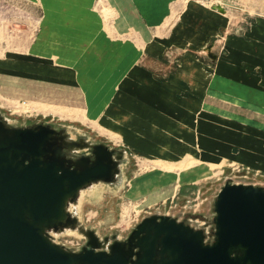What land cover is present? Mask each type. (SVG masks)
<instances>
[{"label": "crops", "instance_id": "crops-1", "mask_svg": "<svg viewBox=\"0 0 264 264\" xmlns=\"http://www.w3.org/2000/svg\"><path fill=\"white\" fill-rule=\"evenodd\" d=\"M113 1L119 37L91 6L73 22L69 3L44 0L67 7L45 10L37 40L14 48L39 56L16 51L0 62L15 78L11 92L80 106L150 159L232 156L264 167V19L225 22L195 0Z\"/></svg>", "mask_w": 264, "mask_h": 264}, {"label": "water", "instance_id": "water-1", "mask_svg": "<svg viewBox=\"0 0 264 264\" xmlns=\"http://www.w3.org/2000/svg\"><path fill=\"white\" fill-rule=\"evenodd\" d=\"M125 153L49 124L14 126L0 114V264H264V186L252 183L222 185L213 232L153 214L127 239L88 230L79 251L56 242L52 230L74 225L69 204L93 183L112 182Z\"/></svg>", "mask_w": 264, "mask_h": 264}, {"label": "rangeland", "instance_id": "rangeland-1", "mask_svg": "<svg viewBox=\"0 0 264 264\" xmlns=\"http://www.w3.org/2000/svg\"><path fill=\"white\" fill-rule=\"evenodd\" d=\"M89 1L74 0L71 3L64 0L66 4L69 3L68 12L75 14L73 22L77 18L83 21V12L91 6V12L100 18L102 27H106L112 36L119 37L115 24L119 6L113 0H91V5ZM195 1L202 3L207 9L221 4L226 13L225 22L228 18L231 21L264 19V0ZM65 3L0 0V62L4 64L8 54L16 51L39 56L31 51L24 53L22 48H14L23 47L26 42L29 44L35 34L37 40L43 30L45 10H52L56 6L67 7ZM217 10L220 11L218 8ZM131 27L134 26H128ZM53 59H56L55 55ZM1 68L0 114L11 125L33 126L44 123L58 130L63 129L68 137L85 138L91 144L102 143L117 151L128 146L119 135L99 126L80 106L42 98L37 89L32 92H11V87L15 86V78L10 72H4L11 69ZM256 152L259 154L260 151ZM86 154L89 155V152L86 151ZM261 161L264 165V156ZM227 181L264 186V167L249 162V159L239 161L232 156L215 158L209 162L185 157L181 161L169 163L141 156L129 146L127 153L117 162L115 179L112 182H96L85 188L83 198H78L74 203L77 205L71 207L70 211L76 218L73 219L74 225H67L51 233L55 235L53 239L56 242L79 251L88 241L86 231L92 230L99 238L109 242H113L114 236L127 239L144 217L153 214L186 219L197 227L205 224L213 232L214 200ZM97 187L100 189L95 192Z\"/></svg>", "mask_w": 264, "mask_h": 264}, {"label": "bare ground", "instance_id": "bare-ground-1", "mask_svg": "<svg viewBox=\"0 0 264 264\" xmlns=\"http://www.w3.org/2000/svg\"><path fill=\"white\" fill-rule=\"evenodd\" d=\"M216 10H217V8H216ZM99 83H100V82H99ZM99 83H98V85H99ZM105 83H106V82H105ZM103 84H104V83H103ZM113 85H114V84H113ZM96 86H97V85H96ZM111 86H112V85H111ZM98 87H99V86H98ZM103 87H104V86L102 85V88H103ZM108 87H110V86H108ZM102 88H100V90H101ZM107 89H108V88H107ZM103 90H105V89L103 88ZM97 93H98V92H97ZM199 100H200V99H199ZM204 100H205V99H204ZM180 102H181V101H180ZM188 102H189V101H188ZM194 103H195V102H194ZM194 103H193V104H194ZM199 103H200V102H199ZM196 104H197V103H196ZM197 105H198V104H197ZM199 105H200V104H199ZM18 107H19V106H18ZM197 107H198V106H197ZM103 108H104V107H103ZM137 108H138V107H137ZM135 111H136V110H135ZM189 111H191V110H189ZM205 111H206V110H205ZM158 112H159V111H158ZM134 115H135V114H134ZM188 115H189V114H188ZM216 115H217V114H216ZM153 116H154V115H153ZM171 117H172V116H171ZM180 117H182V116L180 115ZM194 117H195V116H194ZM207 117H208V116H207ZM173 118H174V117H173ZM178 118H179V117H178ZM184 118H185V117H184ZM184 118H183V119H184ZM205 118H206V117H205ZM174 119H176V118H174ZM183 119H182V120H183ZM210 120H211V119H210ZM175 121H176V120H175ZM180 121H181V120H180ZM183 121H184V120H183ZM194 121H195V120H194ZM213 121H214V120H213ZM135 122H136V121H135ZM135 122H134V123H135ZM177 122H178V121H177ZM184 122H185V121H184ZM186 122H187V121H186ZM216 122H217V121H216ZM167 123H168V122H167ZM137 124H138V123H137ZM168 124H169V123H168ZM169 125H170V124H169ZM169 125H168V127H169ZM179 125H180V124H179ZM225 125H226V124H225ZM170 127H171V126H170ZM170 127H169V128H170ZM184 127H185V126H184ZM169 128H168V129H169ZM186 128H187V126H186ZM193 128H194V127H193ZM189 130H191V128H190ZM160 136H161V135H160ZM169 136H170V135H169ZM163 137H164V136H163ZM170 137H173V136H170ZM165 138H166V137H165ZM173 138H174V137H173ZM158 139H159V138H158ZM171 139H172V138H171ZM167 140H168V139H167ZM178 140H179V139H178ZM169 141H171V140H169ZM168 146H169V144H168ZM171 146H172V145H171ZM149 156H150V155H149ZM182 157H183V156H182ZM182 157H181V160L184 159V158L182 159ZM176 160H178V158H177ZM181 160H179V161H181ZM97 189H100V187H99V188L97 187L94 191L96 192ZM85 191H86L85 189H82V190L80 191V196H79L80 199L83 198V196H84V194H85ZM80 199H79V200H80ZM76 205H77V204H74L73 202H71V203L69 204L70 210H71V207H72V206H76ZM74 210H75V209H74ZM76 210H77V209H76ZM52 231H54V230H52ZM51 234H52V236H55L53 233H51Z\"/></svg>", "mask_w": 264, "mask_h": 264}, {"label": "flooded vegetation", "instance_id": "flooded-vegetation-1", "mask_svg": "<svg viewBox=\"0 0 264 264\" xmlns=\"http://www.w3.org/2000/svg\"><path fill=\"white\" fill-rule=\"evenodd\" d=\"M87 150L89 151V150H91V148H90V149L88 148ZM184 221H185L186 223L192 224L191 222H189V221L186 220V219H184ZM192 225H193V224H192ZM193 226H194V225H193ZM195 227H197V226H195ZM199 227H200V226H199Z\"/></svg>", "mask_w": 264, "mask_h": 264}]
</instances>
